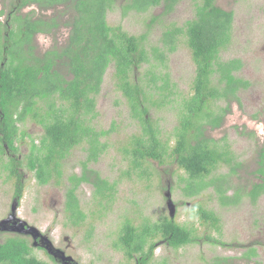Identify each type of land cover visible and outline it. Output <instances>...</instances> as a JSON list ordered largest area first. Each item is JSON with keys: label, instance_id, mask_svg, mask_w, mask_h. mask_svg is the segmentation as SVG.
<instances>
[{"label": "trees", "instance_id": "obj_1", "mask_svg": "<svg viewBox=\"0 0 264 264\" xmlns=\"http://www.w3.org/2000/svg\"><path fill=\"white\" fill-rule=\"evenodd\" d=\"M214 1L202 0L196 5L192 20L181 27L173 25L162 34L167 53L174 52L178 41L183 39L195 68L192 94L180 102V122L173 131V145L169 140H163L161 130L149 115L150 106L162 103L154 95L155 90L160 91L163 87L154 86L156 77L151 72V82L145 86L137 78L133 79L135 69L149 62L144 37L129 35L119 26H109L106 21V14L113 8L115 0H20L18 4H10L5 23L0 22V154L4 155L6 151L10 155L5 170L16 177L14 197L17 201L23 190L21 167L33 172L39 185H46L51 180L58 185L63 179L64 161L79 146L86 155L79 163L80 173L67 176L66 221L78 227L85 220L76 195L82 184L93 188L96 200L110 202L113 199L115 183H109L90 167L107 148L101 139L109 131H96L90 121L95 116V97L101 90L108 67L112 66L116 88L140 130L123 148L131 167L140 169L149 160L163 164L166 159H172L187 175L183 188L187 196L198 195L214 185L222 205L238 203L237 194L226 195L229 174L206 181L218 166L231 163V155L225 145H218L205 135V126L220 127L229 104L238 101L236 93L249 86L248 81L235 76L242 66L240 60H218L220 50L230 44L234 18L232 11L217 7ZM177 2L127 0L122 9L123 14L131 10L142 13L162 4L167 14ZM32 6L34 9L29 13H21L24 7ZM59 7L62 11L57 10L52 17H34L35 11ZM65 15L68 17L63 24L69 27L65 45L38 53L35 37L58 30L60 18ZM157 57L159 60L164 58L162 53ZM219 101L224 102L225 107L211 111L210 105ZM27 118L39 124L43 134L37 144L32 143L25 160H19L15 156L20 134L18 124ZM262 165L261 160L258 171L264 176ZM1 168L4 167L1 165ZM262 193L264 179L253 184L248 195L255 202ZM197 214L213 225L218 223V218L203 207L197 209ZM191 234L173 219L137 227L125 220L113 244L127 260L136 259L135 264H147L155 237H162L167 245L177 249L194 242ZM248 253V256L256 255L255 249ZM0 264L47 263L32 255L25 236L15 234L0 242Z\"/></svg>", "mask_w": 264, "mask_h": 264}, {"label": "rangeland", "instance_id": "obj_2", "mask_svg": "<svg viewBox=\"0 0 264 264\" xmlns=\"http://www.w3.org/2000/svg\"><path fill=\"white\" fill-rule=\"evenodd\" d=\"M19 2L0 0V11L3 12L0 22L5 23L10 4ZM201 2L178 0L167 14L162 4L146 12L131 10L123 14L122 7L126 6L127 0H115L113 8L106 14L109 26H119L125 33L145 39L143 44L149 62L135 69L133 79L137 78L145 86L151 82V72L156 77L154 86L163 87L160 91L155 90L154 95L162 103L150 106L149 115L161 130L163 140H169L170 145L175 143L173 131L180 122V102L192 94L195 68L183 39L178 41L174 52L167 53L163 48L162 34L173 25L181 27L192 20L196 5ZM214 4L232 11L234 18L230 44L220 50L218 60H240L242 66L235 76L248 81L249 86L236 93L238 101L229 104L220 127L205 126V135L218 145H225L231 155V163L218 166L206 181L229 174L226 195L237 194L238 203L222 205L214 185L206 187L198 195L187 196L183 190L187 175L172 159H166L163 164L149 160L140 169L131 167L123 148L140 130L130 117L125 99L116 88L113 67L109 66L101 90L95 97V116L90 121L96 131H109L101 139L107 148L90 167L109 183H115L113 199L110 202L96 200L90 185H80L76 195L86 217L80 226H71L66 221L65 212L67 176L80 173L79 163L86 155L82 146L75 148L64 161L63 179L58 185L54 180L39 185L33 172L21 167L23 190L19 201L14 197L16 177L5 170L10 157L5 151L4 155L0 154V222L12 214V206L16 203V217L38 229L54 248L76 263L135 264L136 259L127 260L113 244L124 221L129 220L137 227L143 223L173 219L191 231L194 242L174 249L157 236L152 240L153 253L147 264H264V193L255 202L248 195L252 185L264 179L258 171L261 160L264 169V0H215ZM32 9L33 6L24 7L21 13L27 14ZM57 10L62 11V7L35 11L34 17H52ZM67 17L60 18L58 30L35 37L38 53L65 45L69 27L63 23ZM158 53H162L164 58L159 60ZM219 107H225V103L211 104L210 110L215 111ZM18 127L20 134L16 140L18 151L15 156L25 160L32 143L39 142L43 129L29 118ZM168 200L175 209L173 217L169 215ZM199 207L212 212L218 223L213 225L201 219L197 214ZM0 233V242L12 235ZM26 240L37 259L47 264H60L54 262L44 249L32 247L30 237ZM251 249H255V256H248Z\"/></svg>", "mask_w": 264, "mask_h": 264}, {"label": "water", "instance_id": "obj_3", "mask_svg": "<svg viewBox=\"0 0 264 264\" xmlns=\"http://www.w3.org/2000/svg\"><path fill=\"white\" fill-rule=\"evenodd\" d=\"M169 197V194L166 195ZM16 203L12 206V214L5 220L0 222V232H14L18 235L30 237L32 240V247H40L46 251L55 261L60 264H78L70 256H66L64 252L54 248L51 241L38 229L35 227L29 226L26 222L18 219L15 215ZM168 210L170 217H173L175 209L170 200H168ZM11 223V224H10Z\"/></svg>", "mask_w": 264, "mask_h": 264}, {"label": "flooded vegetation", "instance_id": "obj_4", "mask_svg": "<svg viewBox=\"0 0 264 264\" xmlns=\"http://www.w3.org/2000/svg\"><path fill=\"white\" fill-rule=\"evenodd\" d=\"M11 224V223H10ZM6 233H11L12 235H15L16 233H14V232H10V231H8V232H6Z\"/></svg>", "mask_w": 264, "mask_h": 264}]
</instances>
